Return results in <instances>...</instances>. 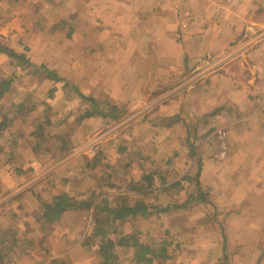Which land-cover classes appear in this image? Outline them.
Here are the masks:
<instances>
[{"label":"crops","instance_id":"0c3cea01","mask_svg":"<svg viewBox=\"0 0 264 264\" xmlns=\"http://www.w3.org/2000/svg\"><path fill=\"white\" fill-rule=\"evenodd\" d=\"M73 1L67 11L75 13L76 41L56 30L49 62L65 59L66 67L60 61L56 66L69 78L77 77L85 94L110 98L111 104L127 108L126 116L137 125L129 136L137 135L136 142L143 146L134 153L158 160L166 185L181 180L184 188L178 202L187 200L188 187L193 190L182 178L195 172L196 159L201 158V185L228 215L222 231L216 221H206L204 205L196 203L189 210L150 220L158 226L154 229L147 220L148 227L141 230L149 235L151 231L160 235L164 228L176 234L188 231L184 238L190 242L184 246L189 250L184 252L203 256V264L218 258L223 235L228 245L247 252L246 238L264 233V0H77V6ZM64 46L73 49L67 52ZM30 113L21 115L22 122ZM98 119L108 121L91 117L80 122L86 126ZM219 127L226 129L224 158L213 136ZM189 140L201 148L195 166L188 167L194 157ZM2 142L0 264H93L94 259L87 263V257L62 260L56 254L61 245L45 237L30 253L21 249L15 224L22 221V205L37 211L32 194L38 182L35 173L26 176L23 167L10 165ZM65 215L56 223L62 224ZM251 244L252 259L259 257L257 241ZM44 246L55 255L42 256L47 253Z\"/></svg>","mask_w":264,"mask_h":264},{"label":"rangeland","instance_id":"374dc122","mask_svg":"<svg viewBox=\"0 0 264 264\" xmlns=\"http://www.w3.org/2000/svg\"><path fill=\"white\" fill-rule=\"evenodd\" d=\"M73 2L75 6L77 0ZM69 3L70 0H0V41L17 52L26 53L35 66H45L60 77H65L77 88L64 86L63 82L48 79L47 73L42 69L37 73L22 72L25 75L16 77L12 85L4 88V94L0 99V112L7 121L0 134V139L7 153L6 158L12 161L10 165L23 167L28 174L26 176L30 175L28 172L35 173V179L38 182L36 193L44 197H41V200H48V197L59 192H68L76 198L79 197L78 199L94 196L96 201H100L105 198L113 205L122 202L133 203L139 199L159 207L170 205L173 202L182 204L178 202L180 198L182 199L181 191L171 189L170 193L164 189V184H162L164 174L158 160L145 159L144 152L134 153V149L143 147L142 142H136L137 135L129 136V133L137 126L134 124L135 119L129 120L128 116L121 121L108 120L105 122L98 119L97 122L87 124L88 126L80 122L78 116L85 112V108H90V103L80 98L78 94V91L84 93V87L77 81V77L69 78L60 66H56L57 61H60L59 64L66 67L65 59L60 58L50 62L48 59V54L53 48L52 34L56 30H61L67 39L76 41L73 35L71 37L67 35L69 28L73 33L72 25L76 20L75 13L67 11L72 7ZM64 49L68 52L72 51L73 47L64 46ZM13 70L11 58L0 53V81L13 77ZM54 86L58 88L55 96L52 97L49 95V90ZM85 95L95 97L100 101H110V98L96 97L92 94ZM68 104L72 107L71 109L68 108ZM73 109L75 112L72 111ZM25 112L31 113L28 120L22 122L21 115ZM39 125L42 127V133L36 136L34 132L38 131ZM13 134H17L13 136L15 140L11 138ZM213 136L220 152L224 148L223 140L215 135V131ZM197 148L199 150L201 145ZM128 151H131V154H128ZM194 164V159L190 158L186 165L189 167V165L195 166ZM148 173H153L155 178V184L151 187L146 179ZM24 176L22 180L25 179ZM171 176L174 178L176 174ZM52 182L53 186H51ZM136 185L141 186L142 189H134ZM193 190L188 187L187 193ZM36 193L33 192L32 196L38 201L37 211H31L30 204L26 202V206L22 205L23 207L19 209V212L23 214L22 221H18L15 227L16 235L19 236L21 242V249L27 248V253H30V249L38 248V244L40 246V243H44L42 238L45 237L44 239L51 244L53 239L56 246L58 243L61 246L57 253L50 248L47 250L46 246L42 247L47 250L46 254L41 252L42 256H52L56 253L60 254L62 260L66 262L87 257V263L93 258V264H101L102 258L98 254L99 237L92 236L95 232L93 210H71L65 215L62 224L41 223L37 219L40 200L38 195H35ZM20 199L25 201L23 193ZM189 209L190 206L179 211ZM162 214L165 212L145 215L117 225L125 234H132L136 230L143 234L141 229L143 225L145 228L148 227L147 220L149 226L154 229L158 226L150 220L161 218ZM222 214L219 219L225 225L228 215L226 217L224 213ZM165 230L166 228L160 235L152 231L151 234L154 238H163ZM186 232L188 231L176 234L170 231L169 238L174 240L173 257L163 261L162 264L205 263L203 256H191L184 252V249L189 250V246H184L185 242H190L189 238H184ZM89 236L92 238L91 243L84 246V241ZM143 236L142 239H146L150 235ZM246 241L248 243L247 252L239 248V245L234 247L228 245L231 264H257L260 260L264 264V233L256 239L248 237ZM254 241H257V254L260 250L262 252L259 257L252 259L254 245L251 242ZM63 247L65 250L61 252L60 249ZM119 254L122 264H128L133 257V249L121 250ZM220 254L212 264H222L219 261Z\"/></svg>","mask_w":264,"mask_h":264},{"label":"trees","instance_id":"16d2710c","mask_svg":"<svg viewBox=\"0 0 264 264\" xmlns=\"http://www.w3.org/2000/svg\"><path fill=\"white\" fill-rule=\"evenodd\" d=\"M68 37L73 35L72 29L69 28L67 32ZM0 53H4L11 58V64L14 68V74L11 78H5L0 81V99L4 94V88L12 85L16 77H20L24 73L32 72L37 73L40 69L47 73V78L55 82H63L64 86H74L65 77H60L54 71L46 68L45 66H35L30 57L26 53L17 52L13 48L5 45L0 41ZM58 87H52L49 90V95L54 97ZM80 98L90 103L88 108L79 119L91 118V117H102L109 121H121L127 114L128 110L125 107L111 104L109 101H100L95 97L85 95L81 91H78ZM26 113V112H25ZM0 133L6 125V117L0 112ZM38 131H35L36 136H40L42 133V127H37ZM188 145L191 148L193 159L198 154V148L193 141L189 140ZM121 148V147H120ZM126 150V148H122ZM120 151V149H119ZM201 158L196 159V169L193 174H186L183 176V180L189 182L194 186L193 192L189 193L188 198L182 204H170L164 207H159L146 200L139 199L133 203H116L113 205L105 198L100 201H96L95 197L78 199L70 195L68 192H61L60 194L52 196L48 200H41V196L38 195L40 200V208L38 215V222L45 224H54L69 211L71 210H93L94 213V224L95 232L92 236L99 237L98 243V254L102 258L101 264H122L119 252L122 250H132L133 257L130 259L128 264H162L163 261L169 260L173 257V245L174 240L169 238L170 230L164 231L165 237L154 238L153 235L147 236L146 239H142V232L136 230L132 234H125L121 231L119 225L121 222L133 219H139V217L145 215L158 214V212L173 213L178 210H182L192 206L193 204H203V211L206 213V221H216L222 231L225 229V225L222 220L219 219L220 215L225 214L224 211L220 210L215 204H213L210 194L204 190L201 181V170L202 163ZM93 162V161H92ZM148 185L151 187L155 184V178L153 173L146 175ZM162 184L164 189L172 188L177 192H180L184 187L181 180L173 181L169 185L165 178H162ZM134 189L141 190V186H134ZM144 238V237H143ZM224 241L222 245V252L220 254L219 261L222 264H231L228 254V243L225 235H223ZM91 236L84 241V246L91 243ZM178 247V245H175ZM258 264H262L261 260Z\"/></svg>","mask_w":264,"mask_h":264},{"label":"built area","instance_id":"2783aa9c","mask_svg":"<svg viewBox=\"0 0 264 264\" xmlns=\"http://www.w3.org/2000/svg\"><path fill=\"white\" fill-rule=\"evenodd\" d=\"M262 103L264 104V99L262 100ZM215 135H217L218 138H221L222 140H224V138L226 137V129H224L223 127H219L218 129L215 130ZM224 148L219 152L220 153V158H224L225 152H224ZM10 264H14V262L10 263Z\"/></svg>","mask_w":264,"mask_h":264}]
</instances>
